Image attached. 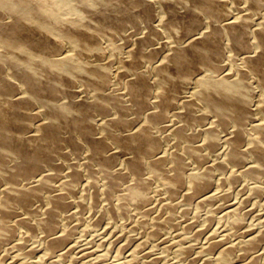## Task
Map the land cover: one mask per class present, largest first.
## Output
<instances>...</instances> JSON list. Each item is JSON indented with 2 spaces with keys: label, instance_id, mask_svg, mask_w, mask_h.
<instances>
[{
  "label": "bare ground",
  "instance_id": "6f19581e",
  "mask_svg": "<svg viewBox=\"0 0 264 264\" xmlns=\"http://www.w3.org/2000/svg\"><path fill=\"white\" fill-rule=\"evenodd\" d=\"M263 1L68 0L64 7L59 0H0V250L5 256L16 250L11 264H26L42 247L35 264L74 253L89 231L82 227L87 234L79 239L69 220L85 210L94 223L116 221L140 234L151 227L154 235L178 225L193 204L207 208L217 197L222 220L240 238L225 244L227 237L217 239L206 221L211 231L202 233L200 251L212 254L207 262L264 264V218L257 228L248 226L246 208L240 213L228 201L233 192L217 191L213 182L230 164L242 163L221 176L225 184L264 175ZM103 43L121 51L117 69L99 55ZM219 145L224 158L213 167L205 150ZM247 156L254 164L242 167ZM186 158L199 167L187 171ZM161 178L170 186L157 201L150 190ZM254 183L250 192L263 195L264 184ZM30 237L40 239L39 246L27 247ZM184 243L174 252L185 260L194 248ZM134 248L126 264L140 253ZM86 252L78 263L94 264Z\"/></svg>",
  "mask_w": 264,
  "mask_h": 264
},
{
  "label": "rangeland",
  "instance_id": "374dc122",
  "mask_svg": "<svg viewBox=\"0 0 264 264\" xmlns=\"http://www.w3.org/2000/svg\"><path fill=\"white\" fill-rule=\"evenodd\" d=\"M68 3V0H59V5L60 6H64V7H66V4ZM262 3H264V1L262 2ZM262 9L264 10V5L262 4ZM66 15H68V13H66ZM183 34H184V32L182 31V30H180V31H178V35L179 36H183ZM113 40V42H114V40L115 39H117V37L116 38H112ZM118 40V41H117ZM117 40H115V42H120L119 41V39H117ZM59 43L61 44V46H62V44H63V42H60L59 41ZM106 43H103L101 46H100V48H99V55H101V57L103 58V60L106 62V63H108V62H112V61H114V63L112 62H110V67H113V68H111V69H115L117 66H118V59L120 58L119 56H121L122 54H121V51H118V50H115V46H111L110 47V49H111V51H110V49H109V51H108V47H107V45H105ZM113 54H111V53ZM101 53V54H100ZM116 53V54H115ZM110 54H111V56H110ZM114 56V57H113ZM111 59V60H110ZM116 60V61H115ZM117 64H116V63ZM226 63L227 62H225V67H226ZM112 64H114V66L112 65ZM144 69H145V67H143ZM117 69V68H116ZM257 117H254V119H256ZM253 119V120H254ZM209 120V121H208ZM213 121V116H210L209 115V118L207 117V124H210V122L211 121ZM193 128H195V127H193ZM196 129V128H195ZM198 138H200L199 139V143L201 142V137H198ZM169 142V143H168ZM166 144L168 145L167 146V148H172L171 146H172V144H171V141H168ZM165 144V145H166ZM220 146V145H219ZM225 145H223V146H220V147H217V148H219V149H217V148H215V152H211V151H208V150H205L206 152H210L212 155H209L208 153H206V154H208V157L207 158H209L208 160L211 162H209L208 160H206V161H208L210 164L209 165H213L215 162V165H213V167L214 166H216V164L217 163H219L220 161H222L223 160V158H224V152L222 151V150H224V147ZM220 148H221V150H220ZM218 150V152L220 151V152H222V153H218L217 152V150ZM204 150V149H203ZM205 151H203L204 153H205ZM214 151V150H213ZM218 154H217V153ZM214 153V154H213ZM216 154V155H215ZM221 154H223V156L222 157H220L221 156ZM214 155V156H213ZM217 155H219V156H217ZM212 157V158H211ZM219 159L220 161L218 162V160L217 161H214V163H213V160H216V159ZM220 158H222V159H220ZM211 159V160H210ZM186 160H188L187 162V165H186V170L188 171V169L190 168L191 170H189V171H192L193 169H195L196 167H199L198 166V163L197 162H195V165H194V163H192V161L193 160H191V162H190V159L189 158H186ZM189 162L190 163H192V165L191 164H189ZM207 162V163H208ZM251 162V163H250ZM196 163H197V165H196ZM242 164V163H241ZM241 164H239V167L237 166V167H235L234 165H231L230 164V166L228 165V167H227V172H225L223 175H221V174H219V173H217L218 175H219V177L221 178H219L218 177V175H215V174H213L214 175V179L216 180L217 179V177H218V179H220L221 181H220V183L218 184V183H216L215 184V182H219L218 181V179L215 181H213L214 182V186H215V188H216V190L217 191H219L220 190V186H222L221 187V190H220V192H223V191H229V192H233V193H231V194H229V199H228V201H230L231 199V201L230 202H232L233 203V201L235 202V203H237V207H238V211L240 212V211H242L241 209H240V206L242 207V209L243 208H246V209H243V213H244V210H245V212L247 213V212H249L248 214H245V222H246V224H248V226H249V223H251L250 224V227H252L251 225L253 224V226H255L254 228H257V224L259 223V221L261 220V219H263L264 218V194L263 195H261V194H259V195H261V196H259L258 195V197L256 196H254V194L253 193H251L250 191H251V188L253 187V183H254V181H256L257 183H254V186H256L257 184L259 185H263L264 184V182H262L263 180H264V175L263 176H259V178H255L256 180H253V179H251V178H247V179H244V178H246V177H243V180L242 179H240L241 181H243V182H241V181H238V184L240 185H238V184H235L236 186H238V187H234L233 185V183H227V181H226V184L224 183L225 181L224 180H222L223 178V176L225 177L227 174H228V169H230V170H239L238 168H240L241 166ZM244 164H246V165H244ZM254 163H253V159H251V157L249 156H247V158L245 159V162L243 163V165H242V167H246V166H250V165H253ZM193 166V167H192ZM194 166H196L195 168H194ZM188 167V168H187ZM230 167V168H229ZM232 168V169H231ZM229 170V171H230ZM215 172H218V171H214V173ZM222 176V177H221ZM262 178V179H261ZM247 180H250V181H247ZM261 180V181H260ZM224 181V182H223ZM245 181H247L248 183H246ZM239 182H241V183H239ZM245 182V184H246V186H244V183ZM261 182V183H260ZM220 184H222V185H220ZM223 184H224V186H223ZM233 184V185H232ZM247 184H251V185H247ZM217 185H219V187L217 186ZM225 185H226V187H225ZM228 185V186H227ZM231 185V186H230ZM170 186V181L168 180V179H165V178H161V180L160 181H158L157 183H156V185L153 187V188H155V189H151L150 190V192H151V195L153 194V196L155 197V199L157 200V201H161V199H163V197L164 196H166V195H164L165 194V190L168 188ZM250 186V187H249ZM252 186V187H251ZM231 187V188H230ZM232 187H234V188H232ZM219 190H218V189ZM228 190H227V189ZM229 188H230V190H232V191H230L229 190ZM245 188V189H244ZM248 188V189H247ZM226 189V190H225ZM250 189V190H249ZM154 192H153V191ZM158 192V193H157ZM163 194V195H162ZM163 196V197H162ZM231 196L233 197V198H231ZM252 196V197H251ZM161 198V199H160ZM165 198V197H164ZM217 199H218V201L216 202V199H214L211 203H209V205H206L207 206V208L209 209H207L206 207H205V205H202L201 207L200 206H196L195 204H193V208L191 207V205L190 206H185L186 208L188 207V209H186V210H189L190 209V207L192 208V209H190V210H192L191 212H190V210L189 211H187V213L186 214H184V215H182L181 214V207L182 208H184V206H180L179 207V209L180 210H178V208H177V214H176V218H177V220L179 219L180 220V218L183 216V219L181 218V222L179 221V223H178V225H176L175 227H176V229H178V228H180L179 230H175V227L174 228H172V227H170V226H168V227H165L164 229H167V230H161V232L159 231L158 233L160 234H158V233H156V234H158L157 236L159 237V236H161V238H163V239H161L160 237L158 238L159 239V241H158V239H155V238H157V236H156V234L154 233V235H152L151 234V227H150V229L148 228L147 230H145L144 232V234L142 233V231H141V234H140V232L139 231H132L131 229H132V226L131 225H128V224H125L126 226H124V224L122 223H120L121 225H119V226H117L119 223L118 222H112V221H109V220H101V221H99L100 223H98V222H96V223H94L93 221L95 220V216L94 217H92V218H90L89 217V213H88V211H83V213H85V214H82V215H76V217H74V218H70V220H69V222H72V224L74 223L75 224V222H76V227H77V235L79 236V239H81L80 238V236H83L84 234H85V229L87 230V231H89L88 232V234H87V232H86V236H84V237H82V239H83V241L82 240H78L79 241V244H81L78 248H76L75 250H74V253L76 252V250H77V255L79 254H81L82 255V253H84V252H86V257L88 258V255L89 254H91V257H90V255H89V258L91 259H89L88 258V260L90 261V262H95L94 264H99V261H101V258H102V263L100 262V264H115L116 262L117 263H120L121 264V262H122V264H126L125 262L128 260L127 259V254L132 250V249H135L134 247H136V248H138L137 247V245L139 246V248H140V253H139V251H138V249L136 250V251H138V252H136L138 255H137V257L135 256V258L133 257V259H132V264H133V261H134V259H135V263L134 264H165L166 262L169 264V262H171L170 264H177V263H179V264H181L182 262V264H194L196 261H198L199 262V264L200 263H203V264H205V262H207V258H209V257H211V255L212 254H209V253H202L200 250H202V248H203V246H204V233H207V232H209V231H211V229H214V227H215V231L214 230H212L213 232H215L216 234H217V232H218V234L216 235L215 233H214V235L215 236H218L217 237V239H222V238H224V236H226L225 238H226V241L227 242H225V244L227 243H234V242H236V240L238 239L239 240V238H240V236L239 235H236L235 236V234H233L231 231H232V229L231 228H229V227H231L228 223H227V220L226 219H223L222 220V212H224V210H225V208L223 207V202H222V200H221V198L219 197H217ZM220 199V200H219ZM236 200V201H235ZM247 200H249V201H247ZM238 201V202H237ZM263 203V204H262ZM212 204V205H211ZM220 204H221V207H223V208H220ZM36 205V204H35ZM34 205V206H35ZM215 205L218 207H215ZM245 205V206H244ZM38 206V205H37ZM37 206H35V208L37 207ZM195 206V207H194ZM209 206H214L213 208L214 209H212V207H209ZM195 208H199L198 210H200V211H198V213H197V209H195ZM203 208V210L204 211H202L201 209ZM260 208V209H259ZM194 209V210H193ZM219 211L220 209V211L221 212H218L217 210ZM248 209H249V211H248ZM205 210H207V211H205ZM251 210H253V211H251ZM260 210V211H259ZM263 210V211H262ZM209 211V212H208ZM212 211L214 212V213H212ZM217 211V212H216ZM152 212H154V213H152V214H154V215H156V214H158L157 212H159L158 210H152ZM156 212V213H155ZM188 212L190 213V214H188ZM200 212V213H199ZM202 212H208L207 214L205 213H202ZM259 212V213H258ZM178 213L180 214V218L178 217L179 215H178ZM217 215H216V214ZM241 213V212H240ZM89 214V215H88ZM199 214V215H198ZM201 214V215H200ZM203 214H204V216H206L207 215V217L205 218V217H203ZM211 214H212V220H213V222H212V220H210V221H208V217H209V215L211 216ZM221 214V215H220ZM88 215V216H87ZM182 215V216H181ZM187 215V216H186ZM84 216H87L86 218L84 217ZM190 216V217H189ZM199 216H202V217H200V219H199ZM248 216V217H247ZM80 217H82L81 218V220H82V223H81V220H80ZM185 217V218H184ZM78 218H79V220H78ZM88 218H90V219H92V220H88ZM93 218H94V220H93ZM187 218L190 220V221H188L187 220ZM196 218V219H195ZM216 218V219H215ZM220 218V219H219ZM186 219V220H185ZM203 219V220H202ZM206 219V220H205ZM219 219V220H218ZM248 221H247V220ZM253 219V220H252ZM260 219V220H259ZM87 220V221H86ZM183 220V221H182ZM195 220H197V221H195ZM198 220H200L199 222H198ZM205 220V221H204ZM221 221L220 223L218 222V221ZM226 220V221H225ZM84 221V222H83ZM194 221L195 222H198V223H195L194 224ZM206 221H207V223H209V226L211 227V229L209 230V228L210 227H208V224H206ZM217 221V222H216ZM257 221V222H256ZM91 222V224L92 225H90L89 223ZM102 222V223H101ZM106 222H108V223H106ZM111 222L113 223V224H111ZM188 222V223H187ZM204 222H205V226H204ZM216 222V223H215ZM223 222H224V224H223ZM256 222V223H255ZM79 223H81V224H79ZM85 223V224H84ZM87 223L90 225V226H87ZM105 223V224H104ZM180 223H182V224H180ZM183 223H184V225H183ZM192 223V224H191ZM211 223V224H210ZM80 226H79V225ZM101 224V225H100ZM110 224V225H109ZM180 224V225H179ZM186 224V225H185ZM188 224V225H187ZM194 224V225H193ZM223 224V225H222ZM85 225V226H84ZM98 225V226H97ZM109 225V226H108ZM190 225V226H189ZM193 225V226H192ZM211 225H213V228H212V226ZM217 225V226H216ZM227 225V226H226ZM92 226H94V227H92ZM95 226H97V228H95ZM106 226H108L107 228L109 229V227H110V230H108L107 228H106ZM121 226V227H120ZM179 226V227H178ZM182 226V227H181ZM225 226V227H224ZM82 227H84L85 229L83 230L82 229ZM114 227H118L117 229V231H114V230H116V228L114 229ZM170 227V228H169ZM203 227H204V229H203ZM205 227H207L206 229H205ZM223 229H222V228ZM81 229V230H78V229ZM103 228V229H102ZM106 228V229H105ZM129 228H131V229H129ZM169 228V229H168ZM172 228V230H170ZM184 228V229H183ZM102 229V230H101ZM195 229V230H194ZM200 229H203V230H200ZM208 229V230H207ZM220 229V230H219ZM226 229H228V230H225ZM230 229H231V231H230ZM82 230H83V232H82ZM96 230H98V231H96ZM149 230V231H148ZM174 230V231H173ZM182 230H183V232L184 233H186L187 232V230L188 231H190V230H192V231H190V232H192L193 233V235L194 236H192L193 238H191V233L190 232H187L186 233V235L188 234V236H190V238L188 237H184V233L182 232ZM186 232H185V231ZM199 230H200V232H199ZM206 230H207V232H206ZM218 230V231H217ZM19 231L20 232H22L23 233V230H22V228L21 229H19ZM106 231V232H105ZM112 231V232H111ZM114 231V232H113ZM124 233H123V232ZM128 231H129V233H128ZM131 231V232H130ZM165 231H168V232H165ZM170 231H172V234H171V232ZM179 231V232H178ZM202 231H204V232H202ZM107 232H109V233H107ZM111 232V233H110ZM116 232V233H115ZM119 232V233H118ZM128 234H127V233ZM197 232V233H196ZM80 233H81V235H80ZM84 233V234H83ZM121 233H123V234H121ZM126 233V234H125ZM149 233V234H148ZM162 233V234H161ZM170 233V234H169ZM177 233V234H176ZM181 233V234H180ZM182 233H183V235H182ZM201 233V234H200ZM202 233H203V235H202ZM224 233V234H223ZM231 234L229 237H228V235L229 234ZM21 234V233H20ZM95 234H97V235H95ZM115 235V237L113 238V236H111V235ZM119 234H120V236H121V238L123 239H121V238H119L118 236H119ZM125 234V235H124ZM131 234V235H130ZM153 236V238H152V236ZM165 234V235H164ZM190 234V235H189ZM196 234V235H195ZM199 236H198V235ZM92 235V236H91ZM108 235V236H107ZM117 235V236H116ZM123 235H124V237H123ZM144 235H146V236H144ZM180 235V236H179ZM203 236V237H201V236ZM87 236H89V237H87ZM96 236V237H95ZM102 236V237H101ZM182 236V237H181ZM197 236V237H196ZM215 236H214V238H215ZM108 237V238H107ZM110 237H112L115 241H113V239L112 238H110ZM131 237V238H130ZM147 237V238H146ZM166 237H167V239H166ZM184 237V238H183ZM199 237H200V239L202 238L203 240H200L199 239ZM38 238H39V236H38ZM37 237H30V238H27V240H28V243H27V245H26V240H24L23 241V243H24V245H26L27 247H32L33 245H38L39 246V240H36V239H38ZM78 238V237H77ZM87 238V239H86ZM94 238V239H93ZM116 238V239H115ZM125 238V239H124ZM183 238V239H182ZM32 239V240H31ZM85 239V240H84ZM89 239H92V240H89ZM105 239V240H104ZM108 239V240H107ZM119 239V240H118ZM127 239H128V241H127ZM142 239H144V241L142 240ZM145 239H149V240H145ZM165 239V240H164ZM176 239H177V241H176ZM179 239H180V241L181 242H179ZM216 239V240H217ZM21 240H23V239H21ZM21 240H19V241H21ZM86 240H88L89 242H85ZM98 240H100V241H98ZM102 240H103V242H102ZM161 240V241H160ZM163 240V241H162ZM175 240V243L173 242ZM229 240H231V241H229ZM18 241V240H17ZM37 241V242H36ZM90 241H91V245H88V243L90 244ZM111 241V242H110ZM126 241V242H125ZM131 241V242H130ZM187 241V242H186ZM22 242V241H21ZM82 242V243H81ZM93 242V243H92ZM109 242V243H108ZM120 242V243H119ZM183 242H185L184 244L185 245H189V246H191V248H192V246H193V248L195 249H191V251L192 252H189V255H187L189 258H187V256H185V255H183V257L185 258V260L184 259H182V258H180V257H182V255H181V253H179L180 254V256H179V254L178 253H175V252H178V249L179 248H177V247H179L180 245L181 246H184L183 245ZM20 243V242H19ZM87 244V245H85V244ZM112 243V244H111ZM124 243V245H127L128 246V248H126L125 246H120V245H122ZM125 243H128V244H125ZM174 243V244H173ZM180 245H179V244ZM31 244V245H30ZM86 246V248L84 247V245ZM98 244V245H97ZM171 244H172V246H171ZM83 245V246H82ZM100 245V246H99ZM133 245V246H132ZM175 245V246H174ZM94 246V247H93ZM112 246V247H111ZM114 246V247H113ZM130 246V247H129ZM141 246V247H140ZM81 247V248H80ZM83 247V248H82ZM94 248V249H98V250H100V251H98V250H95L94 251V249L92 250V248ZM98 247V248H97ZM99 247L101 248V249H99ZM116 247V248H115ZM119 247L121 248V249H119ZM175 247V248H174ZM196 247V248H195ZM81 250H80V249ZM103 248V249H102ZM172 248V249H171ZM83 249H85V250H83ZM90 249V250H89ZM131 249V250H130ZM152 249V250H151ZM173 249H175V250H173ZM13 250V251H12ZM12 250H9L8 251V253H7V255H8V257H7V255L5 256V254L6 253H4L3 251H1L0 250V256L1 257H3L4 259H2L1 260V257H0V264L2 263V261L4 262L3 264H11V261H12V256H14V254H16L15 252H16V250H14V249H12ZM41 250V251H40ZM84 252H83V251ZM112 252H111V251ZM125 250H126V252H125ZM128 250H130V251H128ZM173 250V252H171V251ZM11 251V252H10ZM78 251L80 252V253H78ZM90 251H91V253H90ZM119 251V252H118ZM175 251V252H174ZM38 254H37V253ZM36 252H34V253H32L31 255H28L27 257H28V262L26 263V264H29L30 263V261H31V263L30 264H35V260H37V258H38V256H40L41 254H43L44 253V248L42 247V248H40V249H38V251H36ZM40 252V253H39ZM94 252H96V253H94V258L92 257V255H93V253ZM98 252H100L101 254H104V255H102V256H105V257H102L101 256V258H98V256L100 255V253L98 254ZM105 252L107 253H109V256L106 254L105 255ZM10 253V254H9ZM73 253V251L72 252H70L69 253V255L68 256H66V257H68V258H64V260H57V262H56V260H53V259H55V258H53V259H49V261L47 260H45L44 262H45V264H53V263H55V264H71V262H72V264L73 263H75V264H77L78 263V261L79 260H77L78 259V257H79V255L77 256H75V254ZM112 253V254H111ZM115 253V254H114ZM118 253V254H117ZM192 253V254H191ZM200 253V254H199ZM36 254V255H35ZM74 254V255H73ZM141 254V255H140ZM198 254H199V257H197L198 256ZM2 255H4V256H2ZM12 255V256H11ZM33 255V256H32ZM38 255V256H37ZM72 255H73V257H72ZM80 255V256H81ZM84 255V254H83ZM117 255H119V256H117ZM36 256V257H35ZM97 256V257H96ZM200 256H202V257H200ZM5 257H7V258H5ZM35 259H34V258ZM71 257V258H70ZM77 257V258H76ZM85 257V258H86ZM118 258L117 260H116V258ZM195 257V258H194ZM33 258V259H32ZM70 258V259H69ZM97 258V259H96ZM106 258V259H105ZM107 258H108V260H107ZM139 258V259H138ZM180 258V259H179ZM194 258L195 260H193L192 261V259ZM196 258H198V259H196ZM235 258V257H234ZM8 259V260H7ZM24 259V261L26 260L27 261V258H23ZM69 259V261H66V260H68ZM72 259V260H71ZM73 259L75 260V261H73ZM92 259H94L93 261H92ZM99 259V260H98ZM184 260V261H182V260ZM190 259V260H189ZM70 260H71V262H70ZM97 260V261H96ZM114 260V261H113ZM155 260V261H154ZM187 260H189L188 262H187ZM35 261V262H34ZM51 261V262H50ZM54 261V262H53ZM62 261H63V263H62ZM65 261V262H64ZM152 261V262H151ZM174 261H175V263H174ZM177 261V262H176ZM180 261V262H179ZM182 261V262H181ZM44 262L43 263H41V264H44ZM53 262V263H52ZM66 262H68V263H66ZM150 262V263H149ZM186 262V263H185ZM192 262H194V263H192ZM116 263V264H117ZM197 263V262H196ZM195 263V264H196ZM79 264V263H78ZM91 264H93V263H91ZM198 264V263H197ZM207 264H210V263H208L207 262Z\"/></svg>",
  "mask_w": 264,
  "mask_h": 264
}]
</instances>
